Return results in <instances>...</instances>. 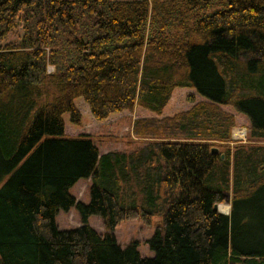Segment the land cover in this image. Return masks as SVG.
<instances>
[{"label":"trees","instance_id":"16d2710c","mask_svg":"<svg viewBox=\"0 0 264 264\" xmlns=\"http://www.w3.org/2000/svg\"><path fill=\"white\" fill-rule=\"evenodd\" d=\"M17 27L0 43V264H264V0H0V39ZM175 87L204 99L136 118L132 149L64 133L75 98L103 120L160 113ZM223 105L247 116L244 140ZM72 206L81 224L59 229ZM155 216L152 256L118 243L119 223Z\"/></svg>","mask_w":264,"mask_h":264},{"label":"rangeland","instance_id":"374dc122","mask_svg":"<svg viewBox=\"0 0 264 264\" xmlns=\"http://www.w3.org/2000/svg\"><path fill=\"white\" fill-rule=\"evenodd\" d=\"M22 30L20 27L11 30L6 36L0 39V43H7L17 41L20 38ZM51 67H49L50 69ZM195 89L189 87H175L171 93L167 104L163 107L160 113L149 110L147 108L135 105L130 109H124L118 112L111 113L103 120H98L90 113L87 103L80 97L74 99V103L80 111V122L75 124L70 121L69 114H62L64 121V133L68 136H77L78 134H89L97 145L99 152L103 153L108 150H129L141 144V139L134 136L132 133L133 122L140 117H161L171 115L175 112L188 109L195 101L203 100ZM223 109L236 115L235 126L231 130L232 138L237 139L238 132L245 130L247 127L241 121V113L236 112L232 106L223 105ZM249 124V123H248ZM233 131V134H232ZM246 138V134L244 138ZM91 178L78 179L69 189L76 201L87 203L89 201V186ZM229 201V194H228ZM228 201L218 203V211L222 213L229 212ZM220 206L225 207L226 210H221ZM224 209V208H222ZM162 218L155 216L152 224H143L139 219H127L119 223L113 230V233L121 246H125L131 240H138V250L141 255L152 256L153 251L149 249L144 242L152 235L155 225L160 223ZM55 222L59 229H70L81 224L80 215L75 206L67 210L59 209L55 215ZM88 223L100 232L106 231L101 217L98 215H90Z\"/></svg>","mask_w":264,"mask_h":264},{"label":"crops","instance_id":"0c3cea01","mask_svg":"<svg viewBox=\"0 0 264 264\" xmlns=\"http://www.w3.org/2000/svg\"><path fill=\"white\" fill-rule=\"evenodd\" d=\"M241 121L244 123V126L245 127H247V125H248V123H249V120H248V118H247V116L245 115V114H243V113H241ZM235 119H237L238 120V118H236V115H235ZM238 123L240 124V121L238 120ZM232 134H233V131H232ZM237 139H240L239 137H236ZM222 208H224V209H222ZM220 209L221 210H226V208L225 207H222V206H220Z\"/></svg>","mask_w":264,"mask_h":264},{"label":"water","instance_id":"95a60500","mask_svg":"<svg viewBox=\"0 0 264 264\" xmlns=\"http://www.w3.org/2000/svg\"><path fill=\"white\" fill-rule=\"evenodd\" d=\"M212 151L216 152V151H217V148H216V147H213V148H212ZM226 201H228V194H227V196H226ZM214 207H215L216 209H218V203L215 204Z\"/></svg>","mask_w":264,"mask_h":264},{"label":"built area","instance_id":"2783aa9c","mask_svg":"<svg viewBox=\"0 0 264 264\" xmlns=\"http://www.w3.org/2000/svg\"><path fill=\"white\" fill-rule=\"evenodd\" d=\"M240 133H241V138H244L245 137V134H246V132H245V130H242V131H240ZM240 133L238 132V137L240 138Z\"/></svg>","mask_w":264,"mask_h":264}]
</instances>
